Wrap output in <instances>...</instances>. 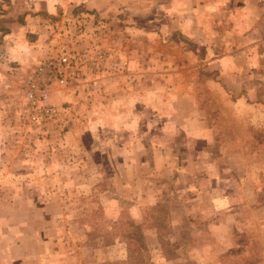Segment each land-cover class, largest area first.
I'll list each match as a JSON object with an SVG mask.
<instances>
[{
    "label": "rangeland",
    "instance_id": "374dc122",
    "mask_svg": "<svg viewBox=\"0 0 264 264\" xmlns=\"http://www.w3.org/2000/svg\"><path fill=\"white\" fill-rule=\"evenodd\" d=\"M47 3L0 0V44L14 39L0 46V93L17 94L20 109L16 125L0 127V168L2 155L18 153L17 167L26 177L20 173L13 181L32 180L30 197L37 201L49 195L61 201L64 243L79 249L82 264H121L127 256L121 234L129 226L143 235L152 264H264V200L256 202L258 194L264 199V104L257 103L260 95L254 101V51L264 56V16L239 14L251 7L249 0H52L57 13L42 15L50 31L47 54L39 61L72 42L73 24H82L89 41L132 62L127 71L102 80L101 90L78 93L67 106L71 122L62 139L43 141L25 118L27 103L18 82L12 83L23 79L14 77L20 65L9 55L12 49L26 51L32 34L23 24ZM96 22L108 35L92 34ZM257 26L258 46L242 48L256 41L248 34ZM205 42L226 47L210 55L191 47ZM220 56L228 62L213 72L222 78H206L203 63ZM111 89L145 92V105L127 95L109 106L104 99H112ZM53 101L63 105L57 94ZM124 104L130 112L120 114L130 123L112 130L106 123L119 113L113 107ZM91 105L101 111L100 128L89 124ZM20 156L33 157L31 165L49 161V172L28 176ZM218 162L225 169L219 174L209 165ZM43 177L48 183L42 196ZM202 182L210 190L241 191L216 199L209 191L197 193Z\"/></svg>",
    "mask_w": 264,
    "mask_h": 264
},
{
    "label": "crops",
    "instance_id": "0c3cea01",
    "mask_svg": "<svg viewBox=\"0 0 264 264\" xmlns=\"http://www.w3.org/2000/svg\"><path fill=\"white\" fill-rule=\"evenodd\" d=\"M94 1V0H92ZM251 7L249 6L248 9L242 10L239 14H246L248 16H254V12L258 16H264V0H258L256 4H254V0H249ZM177 3V1H176ZM198 4L201 3V1L197 2ZM48 4V5H47ZM46 4V7L44 11H40L38 13H31L29 16H34L35 18L33 20L28 19V23L23 24V28L26 29L27 27V33L32 34L30 37V41H26V44L24 45V51L21 54H18L16 49H12L11 52H15L14 55H9V60H17L20 67L15 69V79H20L28 76L34 67L36 66L39 59L46 56L48 47L46 46V41L48 38V30L46 23L44 22V18L42 15L47 14H56L57 12L54 10L56 6L51 5L52 0H48V3ZM237 6V4H236ZM235 6V7H236ZM246 8V7H245ZM255 8V9H254ZM113 8L110 10L112 11ZM59 11V10H58ZM61 11V10H60ZM59 11V12H60ZM53 12V13H52ZM125 13L126 15H136V14H142L139 13ZM144 12V11H143ZM195 12V10H193ZM235 18V16H234ZM233 21V19H232ZM249 22V21H248ZM253 26V25H252ZM261 26H257L254 28V31L248 34V37H253L254 39H251L250 43L242 48H256L259 44L258 38L256 37L255 31L259 30ZM235 32L237 29L241 31V27H235ZM251 30V29H250ZM11 37H6L4 45L0 46L5 47L7 46V43L14 39ZM16 45V44H14ZM191 47L193 49H200L203 48L205 50L204 54L207 52V54H217L215 49H221L226 47L224 44H221V47L212 43L207 44L205 43H191ZM0 51V55H1ZM209 55L207 57H209ZM206 57V58H207ZM15 58V59H14ZM222 56L216 57V58H209L207 61L203 63L204 71L203 74L206 76V78H215L221 79V76H217V72L214 73L213 70L220 69L222 64H225L228 62L227 60L221 59ZM129 63L132 61H129L130 59H127ZM225 62V63H224ZM1 64V63H0ZM134 66V65H133ZM5 68V66H3ZM173 74L172 76H174ZM174 78V77H173ZM229 80H233L230 79ZM114 80L109 81V85H113ZM108 94H110V97L115 95V98L111 100L104 99L108 102V105L111 106L112 102L116 101V104L118 103L119 99L122 97H126L127 95L131 96L132 98H129V101H134L137 104L141 105V102L143 101V104L145 105L146 102V96L145 92H136L135 90H131V93L128 92L125 89H116L115 93L111 89L109 90ZM117 92V93H116ZM104 94V93H103ZM256 95H260L259 100L256 99ZM128 96V97H129ZM98 97V96H96ZM18 99L17 94L13 95L12 93L8 94L4 91H1L0 93V120L3 122V118L7 120V125L1 126L2 129L9 130L10 127H13L16 125V119L18 118V112H19V105L17 103H14ZM257 101V103L264 104V56L259 55L258 53H255L254 51V101ZM13 101V103L8 102ZM127 101V100H126ZM125 101V102H126ZM100 103H98L99 105ZM94 105V104H93ZM91 105V106H93ZM255 106V105H254ZM91 111L93 119L89 122L93 128H100L101 125V111ZM113 110H115L117 115H113L114 118L111 123H106L107 127H110L112 130L116 128H122L128 126L130 123V120L127 119L124 115H121V113H128L130 112V107L128 105L124 104V109H118L116 107H113ZM255 110V109H254ZM261 111L264 112V105H261ZM98 114V116H96ZM257 121H254V127L258 128ZM7 126V127H6ZM262 126V125H261ZM16 128V126H15ZM264 128V127H263ZM32 156V155H31ZM22 156H20L21 158ZM33 158V157H32ZM31 157H29L30 160H33ZM2 161L4 164H2V168H0V264H82V261L77 259V256L79 255V258H81L79 249L77 248H70L66 246L67 243H64L66 236V217L63 214V206L60 203L58 204V201L50 200V195L46 197H41L42 201H37L33 197H30V192H34V182H31L32 180H26L24 182H18L13 181V177L20 176L24 179L26 176L23 172L20 171V167H17L19 161V155L15 152H6L5 155L1 156ZM22 159V158H21ZM210 159V158H209ZM208 159V160H209ZM26 160L25 158L22 159V162H24V165L26 166V169L30 171L28 176H36L39 173H46L49 172L48 168L51 166V164L48 163H42V165L36 164L33 162V165H31V161ZM51 160H55V158L51 157ZM64 160L62 159V162ZM63 165V163H62ZM213 169L211 171L213 172L216 170L218 174L222 171H225L224 165L221 164V162L212 163L209 164ZM48 167V168H47ZM23 168V167H22ZM47 168V169H45ZM20 171V172H19ZM21 173V174H20ZM231 173V171H229ZM20 174V175H19ZM27 174V173H26ZM217 174V173H216ZM256 175V174H255ZM77 176V175H76ZM220 176V175H216ZM223 177V176H222ZM222 177H218L220 180ZM44 180L42 181V184H40V187L38 190H41L42 196L45 194V191L47 190L45 188V184L47 182V178L43 177ZM46 179V180H45ZM255 180L258 181L257 176H255ZM211 181V180H210ZM257 186L258 183L256 182ZM197 193H205V191L212 192L214 198L216 199H230L237 197V193L239 190H237L235 187H229L228 190L221 192L218 191L216 188H210L206 187L204 185V182L197 183ZM256 185V184H255ZM254 185V187H255ZM264 186V184L262 185ZM57 190V189H56ZM59 191H60V185H59ZM50 191H48L49 193ZM215 192H219L216 194ZM256 202L259 205V202L263 201L264 199L259 197V194L257 195ZM261 205L263 204L260 203ZM236 207V206H234ZM193 221V220H192ZM49 226V227H48ZM50 230H49V229Z\"/></svg>",
    "mask_w": 264,
    "mask_h": 264
},
{
    "label": "built area",
    "instance_id": "2783aa9c",
    "mask_svg": "<svg viewBox=\"0 0 264 264\" xmlns=\"http://www.w3.org/2000/svg\"><path fill=\"white\" fill-rule=\"evenodd\" d=\"M87 29L82 24H73L76 38L72 42L49 51L26 78L12 81L18 82L16 85L27 103L26 120L35 126V135L43 141L62 139L71 122L67 119V106L78 93L99 91L102 80L129 69L126 59H117L103 45L89 41ZM93 30L95 37L108 35L102 22H96ZM54 94L60 97L63 105L54 103Z\"/></svg>",
    "mask_w": 264,
    "mask_h": 264
},
{
    "label": "trees",
    "instance_id": "16d2710c",
    "mask_svg": "<svg viewBox=\"0 0 264 264\" xmlns=\"http://www.w3.org/2000/svg\"><path fill=\"white\" fill-rule=\"evenodd\" d=\"M134 229V226H129L123 229L124 232L121 234V242L127 250L126 259L121 264H152L149 255L146 254L143 235L137 232L138 228Z\"/></svg>",
    "mask_w": 264,
    "mask_h": 264
}]
</instances>
